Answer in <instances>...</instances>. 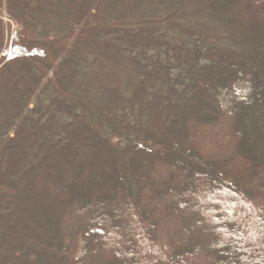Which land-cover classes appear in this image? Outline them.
Instances as JSON below:
<instances>
[{"label": "trees", "instance_id": "16d2710c", "mask_svg": "<svg viewBox=\"0 0 264 264\" xmlns=\"http://www.w3.org/2000/svg\"><path fill=\"white\" fill-rule=\"evenodd\" d=\"M0 264H264V0H0Z\"/></svg>", "mask_w": 264, "mask_h": 264}, {"label": "rangeland", "instance_id": "374dc122", "mask_svg": "<svg viewBox=\"0 0 264 264\" xmlns=\"http://www.w3.org/2000/svg\"><path fill=\"white\" fill-rule=\"evenodd\" d=\"M3 18H4L5 24L7 25V29H8L7 45H6V51H7V54H8L9 50H10L11 39L13 38L15 32L17 31L18 26L15 23H13L11 20H9V18L7 16H4ZM217 36H219V35H217ZM245 86L246 85L240 83V84H237L235 88H236V90L238 92L243 93V92L246 91V87ZM230 99H231V96L229 94L225 93V95L223 96V105H224V107L228 108L230 106V104H231ZM35 162H36V160H35ZM35 162H34V164H35ZM58 190H60V191L63 190V187L62 186L59 187ZM40 201H42V200H40V199L37 200L36 204L40 203ZM74 217L76 219L80 220L83 217V214L82 213H76V215L74 214ZM90 234L92 235L94 233L90 232ZM105 239H106L105 237H103V236L101 237V241H104ZM153 243H155V240L153 241ZM106 247H108V243L105 245L104 248H106ZM101 250L103 251V248L99 247L97 251L100 252ZM86 253H87V246L84 243L82 248H81V250H80V253H79V259L80 260L83 259L86 256Z\"/></svg>", "mask_w": 264, "mask_h": 264}]
</instances>
